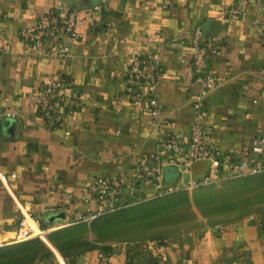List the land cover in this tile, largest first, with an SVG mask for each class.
Masks as SVG:
<instances>
[{
	"label": "crops",
	"instance_id": "obj_1",
	"mask_svg": "<svg viewBox=\"0 0 264 264\" xmlns=\"http://www.w3.org/2000/svg\"><path fill=\"white\" fill-rule=\"evenodd\" d=\"M57 1L0 0V110L11 111L16 121L8 136L0 115V247L13 241L26 209L50 236L88 228L91 240L102 216L90 218L98 209L89 190L93 177H115L159 150L162 130L178 135L188 148L198 119L190 102L197 83L190 48L174 42L189 40L197 25L220 43L213 65L222 85L206 97L202 116L214 143L244 164L249 141L264 135V28L260 33L256 26L264 21V0L252 1L238 20L227 16L237 0H61L80 9L79 37L68 39L72 57H21L20 28L32 26ZM137 51L155 53L165 68L159 127L145 105L124 96ZM64 76L74 80L79 103L63 125H47L37 110L38 87ZM209 166V160H198L191 175L202 177ZM152 191L151 183L138 184L132 199ZM57 211H65L66 219L48 223L47 214ZM153 238L145 239L139 261L126 242L99 241L100 247L79 254L47 245L56 264H264V214L200 233Z\"/></svg>",
	"mask_w": 264,
	"mask_h": 264
},
{
	"label": "built area",
	"instance_id": "obj_2",
	"mask_svg": "<svg viewBox=\"0 0 264 264\" xmlns=\"http://www.w3.org/2000/svg\"><path fill=\"white\" fill-rule=\"evenodd\" d=\"M261 0H237L228 10V18L241 19L247 6ZM80 9L58 0L54 7L46 10L32 26H22L19 30L23 46L21 57L39 59L42 57L64 59L72 57V48L68 39L79 37L76 22ZM260 33L264 21L257 20ZM188 47L191 50V65L195 73L197 88L191 96V105L198 119L191 125L189 146L182 147L181 138L171 131L159 132V150L148 157H141L128 170H122L117 176H95L89 183L91 200L98 209L90 218L112 213L143 201L165 197L179 191H187L201 186L221 183L230 179L264 172V135L259 134L249 141L246 161L235 158L223 151L212 138V127L202 121L205 99L209 93L222 85L213 60L220 54L218 38L205 36L202 25H197L189 40L181 39L174 45ZM165 68L160 57L152 52L134 53L127 69L124 96L134 102L145 105L152 115L156 126L164 120L160 105V80ZM79 103V95L74 89L71 76L58 80H44L37 94V110L47 125L60 126L73 114ZM1 116H13L11 111L0 110ZM209 160L207 174L202 177L191 175L192 165L198 160ZM175 167L178 173L176 181L166 178V167ZM152 184L153 191L143 199H132L134 188L141 183ZM42 220L33 216L30 209L23 211L13 242L19 243L34 237L45 239L49 228L42 227Z\"/></svg>",
	"mask_w": 264,
	"mask_h": 264
},
{
	"label": "rangeland",
	"instance_id": "obj_3",
	"mask_svg": "<svg viewBox=\"0 0 264 264\" xmlns=\"http://www.w3.org/2000/svg\"><path fill=\"white\" fill-rule=\"evenodd\" d=\"M259 214H264V172L179 191L100 216L105 220L96 225L91 240L87 238L88 228H72L69 236L74 243L66 252L97 248L101 246L99 241L107 240L111 245L126 242L135 261H139L145 239L200 233L208 226L235 223ZM66 236L58 238L65 240ZM50 237L47 234L43 241L50 242ZM13 244L19 243H7Z\"/></svg>",
	"mask_w": 264,
	"mask_h": 264
},
{
	"label": "trees",
	"instance_id": "obj_4",
	"mask_svg": "<svg viewBox=\"0 0 264 264\" xmlns=\"http://www.w3.org/2000/svg\"><path fill=\"white\" fill-rule=\"evenodd\" d=\"M174 177L175 178L173 181H175L178 178L177 171H175ZM121 210H118V211H121ZM118 211H115V212H118ZM115 212H112V213H115ZM106 214H110V213H106ZM106 214H103V215H106ZM102 218L103 217L100 218V221L98 220V224L102 222L103 220H105ZM42 227H45L44 223H42ZM72 230L73 229L63 230L57 234L51 235V237L49 238L50 242L53 243V245L56 248H58L60 252L64 254L70 253L66 251L68 248L70 249L71 244L74 243L73 239L70 238L72 235L69 236L70 233H73ZM64 234L67 235L65 240L58 238L60 236H63ZM109 247L110 246H106L104 248V250L107 252L106 254L110 253L108 252ZM91 248H94V246ZM72 253L79 254L81 252H72ZM52 259L54 260V255H53L52 250L47 245V243H45V240L44 241L43 239L40 240L39 237H34L29 240L19 242V244L4 245L0 247V264H38L39 262H42V261L46 263L48 262L53 263Z\"/></svg>",
	"mask_w": 264,
	"mask_h": 264
},
{
	"label": "water",
	"instance_id": "obj_5",
	"mask_svg": "<svg viewBox=\"0 0 264 264\" xmlns=\"http://www.w3.org/2000/svg\"><path fill=\"white\" fill-rule=\"evenodd\" d=\"M4 124H5L6 135L13 136L15 133V125H16L15 118L11 116H5ZM165 171L167 173L170 172V174L174 176L176 169L173 166H167ZM64 219H66L65 211H57V212L49 213L45 217V220L48 223H54L56 221H63Z\"/></svg>",
	"mask_w": 264,
	"mask_h": 264
}]
</instances>
